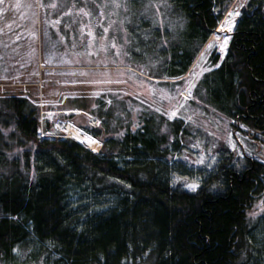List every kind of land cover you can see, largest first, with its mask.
<instances>
[{
	"label": "trees",
	"instance_id": "obj_1",
	"mask_svg": "<svg viewBox=\"0 0 264 264\" xmlns=\"http://www.w3.org/2000/svg\"><path fill=\"white\" fill-rule=\"evenodd\" d=\"M155 2L126 0L125 4L135 3L137 14L145 4ZM101 3L39 1L43 19L47 17L53 31L59 29L58 36L51 32L55 45L41 52L42 62L67 66L55 69L68 71L64 82L53 80L52 91L43 92L44 99L59 102V109L84 110L97 117L100 124L85 129L101 140L98 153L61 134L38 135L42 109L35 86H29L28 94L11 86L0 93V263L17 264L13 249L24 253L33 244L38 253H33L31 264H257L261 250L255 231L264 222V0H164L184 25L181 40L170 38L173 29L163 35L170 48L161 58L169 59L162 66L151 65L158 69L155 74L136 65L151 77L167 78H149L150 83H158L156 92L168 87L179 93L190 75L185 74L199 52L206 51L218 23L228 11H240L226 54L221 57L207 50L205 69L192 93L200 105L227 117L235 132L249 138L253 155L226 150L214 173L194 192L173 187L172 163L162 164L179 145L182 122L159 118L128 89L107 95L108 87L121 84L97 83L90 70L95 67H87L134 63L130 59L129 63L74 62L81 45L71 50L70 58L60 54L56 44L81 23L87 28L83 42L100 51ZM71 13L77 22L68 33ZM9 15V22H17ZM24 26V38L16 27H9V40L20 57L14 69L8 63L0 66L4 83L16 73L34 71L37 35L33 31L27 35ZM134 28L128 29V54L137 50ZM87 89L102 97L84 94ZM104 95L110 96V104ZM133 114L143 122L135 131L129 122ZM64 118L79 125L70 112ZM44 129L51 130L48 120ZM43 251L47 254L38 261Z\"/></svg>",
	"mask_w": 264,
	"mask_h": 264
},
{
	"label": "rangeland",
	"instance_id": "obj_2",
	"mask_svg": "<svg viewBox=\"0 0 264 264\" xmlns=\"http://www.w3.org/2000/svg\"><path fill=\"white\" fill-rule=\"evenodd\" d=\"M39 1L40 0H24V21L26 27L29 31H33L37 35V51L33 67L34 71L23 75L16 73L7 81L9 83L0 81V93H3L8 86H11L12 88H18L28 94L30 91L29 86L33 85L35 86L34 91L37 92V96H39L38 104L39 102L41 104L42 101L43 105L39 106L43 111H46V113L43 114L44 122L41 124L42 127L39 132H49L47 136H56L57 134H61L64 137H70V135L58 124V121H70L74 123L73 121L64 118V114L69 112L70 114H73L74 118L79 122V125L76 123L74 124L88 132L85 127H96L90 124L92 117L96 118L94 115L78 109L62 110L59 109V102L49 100L47 102L44 99L43 92H46V90H49V92L52 91L51 84L53 80H57L59 83L64 82L65 78L68 77V71L60 69L62 71L58 72L55 69L57 67L48 66L42 62L41 52L43 51L44 54V52L47 51L51 45H55V42L51 38V36H53L51 32H54V34L58 36L57 32L59 29L53 31L51 29L52 24L47 17L44 16L45 19H43L42 10L39 8ZM125 1L126 0H101L102 6L99 17V26L102 28L100 29L102 30V34L99 35L101 44L100 51L94 49L91 43L83 42L85 39L84 33L86 34L87 28L85 29L82 26V23L81 26L78 24V28H75L76 30L73 33H70L69 37L66 38L64 42L59 40L56 45L63 59L70 58L72 56L70 54L71 50L77 49L81 45L82 47L78 48L79 53H77L79 56H75L72 59L74 62L76 61L84 64H104L111 63L112 61H121L126 63L128 62V59H130V61L135 64L130 63L132 66L127 67L113 65L108 69L106 66L101 67L97 65L94 69L90 70L93 72V81H96L97 83L101 82L105 85L121 84L120 87H108L111 88V90L106 91L107 95H109V92L113 90L128 89L132 94L136 95L137 98L145 100L154 112L153 114H160L161 116L159 118L167 116L168 119L175 124L182 122V129L177 136L180 140L179 145L175 150H173V153L170 156L162 160V164L165 165L172 163V174L170 178L173 187L181 185V187L187 191L194 192L199 187L203 179L214 173L218 161L226 150L235 148L237 152H243L242 154L246 153L253 155L249 145V138L242 134L239 130H237L238 132H235V129L232 128L231 122L227 117L211 108H204L200 105L192 93L196 81L205 69L204 64L207 57V50L209 52L217 51L220 53L221 57L226 54L228 43L231 39L232 32L235 29L236 18L240 14L231 18L233 21L231 28L226 26L225 20L229 11L218 23V28H215L209 37L208 42L214 41L217 36L218 40L213 44V47L207 48L206 51H202L203 55L201 54L198 61L194 64L195 67L193 66L190 75L184 78V87L179 91V93L173 91L174 89L170 90L168 87L161 88L158 92H156L155 90H157L158 83H150L149 78L157 80L167 78L151 77L136 67L138 66L143 69H149L151 65L156 63L157 66H162V64L169 59V56H165L164 59L161 58L164 54L163 51L165 50L164 52H168L170 48V42L165 39L164 36H168L173 29V34L170 35V38L176 42L181 40L180 33L182 32V29H184V25L178 21L176 16L171 14L170 8L165 6L164 0H156L155 3H150L149 5L145 4L143 8L140 9L141 11L137 14L136 12L138 9L135 3L131 7H125ZM76 20L77 18L75 19V16H73L72 13L68 16L69 26L66 25L65 29L68 33L70 31L72 32V26L76 25ZM81 22H83V19ZM131 26H135L134 30H131L133 32V46L136 47L137 50L128 54V29ZM8 33L9 32L6 33V31H3L2 29V15L0 14V66L4 65L5 67V64L7 65L8 63L10 68L14 69L20 57L18 53L19 49L16 48L17 51L14 49L12 41L10 42L9 40L10 38ZM81 33H83V35ZM225 37H227V40H225ZM221 44H225L226 49L225 47L221 48ZM150 69L152 74H155L158 70L156 67ZM133 70L140 76H137ZM192 73H196V75H192ZM30 74L31 79H26ZM39 82H41V84H39ZM125 83H127L130 87L125 86ZM189 83L193 85L191 88H189ZM54 89L56 88L54 87ZM87 90H83L84 94L97 95L94 89H92L94 92L89 89ZM154 91L156 95L153 94ZM98 94H101L102 97V93ZM159 95H162L163 97L159 98ZM47 96L51 100L50 94H47ZM148 96L150 98H148ZM103 99L110 104V96L104 95ZM46 108L48 109L46 110ZM173 109L176 111L175 115L165 114L171 113ZM47 120L51 125L50 131H46L44 129ZM129 122L131 124V130L133 131L137 130V128L143 124L142 118L135 114L130 117ZM165 128L166 127L163 128L164 131ZM243 128L245 129L244 126ZM39 136H41V134ZM94 138L95 140L93 139V142L95 144V148L93 150H97L98 144L101 140L96 137ZM96 140H98V143ZM229 141L234 143L235 147H233L232 143ZM262 153L264 157V149L262 150ZM201 158H203L204 162L197 163L196 161ZM192 183L197 184L195 189L187 186ZM255 235L259 241L258 247L261 250L260 254L257 256V264H264V222L261 223L255 231ZM36 250V246L31 244L28 250L24 253H21L19 250L15 251L16 263L18 264L20 262L27 261V264H31L28 262L31 259H34L33 253H38ZM46 254L47 253L43 251L41 255L37 256V259L39 258L38 261H40V259ZM252 264L256 263L254 262Z\"/></svg>",
	"mask_w": 264,
	"mask_h": 264
},
{
	"label": "flooded vegetation",
	"instance_id": "obj_3",
	"mask_svg": "<svg viewBox=\"0 0 264 264\" xmlns=\"http://www.w3.org/2000/svg\"><path fill=\"white\" fill-rule=\"evenodd\" d=\"M9 13L17 18V22H9ZM0 14L2 15V27L6 32H9V27L14 26L19 30L20 37H25L24 0H0ZM31 34L32 32L28 30L27 35ZM28 50L32 52L31 48Z\"/></svg>",
	"mask_w": 264,
	"mask_h": 264
},
{
	"label": "bare ground",
	"instance_id": "obj_4",
	"mask_svg": "<svg viewBox=\"0 0 264 264\" xmlns=\"http://www.w3.org/2000/svg\"><path fill=\"white\" fill-rule=\"evenodd\" d=\"M225 49H226V46H225ZM63 129L70 135V137H72L73 139H75L76 141L81 143L83 146H85L89 150L91 149L90 151H92L94 153L99 152V150L102 146V142H99L98 149L96 148L97 150H93L95 148V144L93 142V139L95 140V138L90 133L81 129L76 124H74L70 121L64 122ZM89 138H93V139L90 141ZM96 141L98 142V140H96Z\"/></svg>",
	"mask_w": 264,
	"mask_h": 264
},
{
	"label": "snow or ice",
	"instance_id": "obj_5",
	"mask_svg": "<svg viewBox=\"0 0 264 264\" xmlns=\"http://www.w3.org/2000/svg\"><path fill=\"white\" fill-rule=\"evenodd\" d=\"M125 7H127V5H125ZM239 8V5H237V9ZM81 10H83V9H81ZM240 13H239V11L237 10V11H229V14H228V16L225 18V20H226V26L228 27V28H231V26H232V20H231V18L232 17H235V16H238ZM218 40V36L217 37H215V39H214V41H211V42H209V44L206 46L207 48H211V47H213V44L216 42ZM225 40H227V37H225ZM226 45L225 44H221L220 45V47L221 48H224ZM203 55V54H202ZM194 67H195V65H194ZM192 75H196V73H192ZM173 79H175V78H173ZM193 85L191 84V83H189V88H191ZM96 94H98V93H96ZM166 115H175L176 114V111H175V109H173L172 110V112L171 113H165ZM79 138V137H78ZM93 138H89V140L91 141ZM230 143H232L231 141H229ZM98 143V142H97ZM232 146L233 147H235V144L234 143H232ZM213 159H214V157H213ZM197 163H203L204 162V160H203V158H201V159H199V160H197L196 161ZM188 187H190V188H192V189H195L196 187H197V184L196 183H192V184H190V185H187ZM261 204L262 205H264V201H261ZM250 215H255V213H250ZM13 251H18V249H16V248H14L13 249Z\"/></svg>",
	"mask_w": 264,
	"mask_h": 264
},
{
	"label": "built area",
	"instance_id": "obj_6",
	"mask_svg": "<svg viewBox=\"0 0 264 264\" xmlns=\"http://www.w3.org/2000/svg\"><path fill=\"white\" fill-rule=\"evenodd\" d=\"M39 84H41V82H39ZM40 87H42V86H40ZM46 103V102H45ZM39 105L41 106V105H43V102L41 101V104H40V102H39ZM44 113H46V111H41V117H40V123L41 124H43V122H44V116H43V114ZM59 122H61V123H64L63 121H59ZM90 124L91 125H94V126H97L98 124H99V120L97 119V118H94V117H92V119L90 120ZM48 133L49 132H43V131H41V132H38V135H40L41 134V136L42 137H44V136H47L48 135Z\"/></svg>",
	"mask_w": 264,
	"mask_h": 264
},
{
	"label": "water",
	"instance_id": "obj_7",
	"mask_svg": "<svg viewBox=\"0 0 264 264\" xmlns=\"http://www.w3.org/2000/svg\"><path fill=\"white\" fill-rule=\"evenodd\" d=\"M201 54H202V51L199 52V54L197 55V57H196L195 60L193 61V63H192V65H191L190 69L188 70V73L185 74L186 76L189 75V74L191 73V70H192L194 64L198 61V59L200 58ZM61 124H62V123L59 122V125H61Z\"/></svg>",
	"mask_w": 264,
	"mask_h": 264
},
{
	"label": "crops",
	"instance_id": "obj_8",
	"mask_svg": "<svg viewBox=\"0 0 264 264\" xmlns=\"http://www.w3.org/2000/svg\"><path fill=\"white\" fill-rule=\"evenodd\" d=\"M95 66H97V65H89V66H87V67H95ZM98 66H101V67H103V66H106V67H112L113 65H98ZM54 67H59V68H66L67 66H54ZM123 67H125V66H123ZM65 74H66V72H65ZM65 110V109H64Z\"/></svg>",
	"mask_w": 264,
	"mask_h": 264
}]
</instances>
